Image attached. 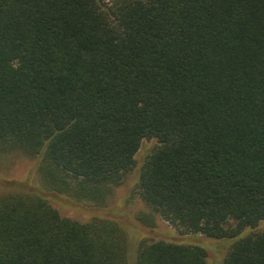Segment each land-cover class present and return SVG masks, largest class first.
<instances>
[{"label": "trees", "instance_id": "16d2710c", "mask_svg": "<svg viewBox=\"0 0 264 264\" xmlns=\"http://www.w3.org/2000/svg\"><path fill=\"white\" fill-rule=\"evenodd\" d=\"M143 139L131 191L148 213L126 222L101 208ZM3 152L34 158L38 184L0 178V264H120L154 217L216 240L255 228L264 0H0ZM54 197L102 212L66 217ZM194 243L139 237L134 264H208ZM222 264H264V230Z\"/></svg>", "mask_w": 264, "mask_h": 264}, {"label": "rangeland", "instance_id": "374dc122", "mask_svg": "<svg viewBox=\"0 0 264 264\" xmlns=\"http://www.w3.org/2000/svg\"><path fill=\"white\" fill-rule=\"evenodd\" d=\"M110 2L111 0H105ZM154 139H143L141 145L137 152L135 153L134 160L135 164L133 169L126 174L123 182L115 187L108 198L103 204L105 211L114 207L113 212L120 215L121 212L124 213L120 218L126 222L131 218H136L141 214L148 213V209L139 199V197L134 194L131 190L134 185L135 179L137 177V169L143 162L147 153L154 146ZM35 159L26 156L20 152H6L0 153V178H12L18 180H30L32 183L38 184V175L36 172ZM53 206L60 212L61 215L71 218H76L80 221L89 218V216L94 214H100L101 209H97L93 205L87 202H81L78 205L68 203L63 198H53ZM132 221V220H131ZM136 233L132 231L130 234L131 247L129 248V254L127 259L120 264H134L135 253L133 244L137 242L139 237L144 238H159L167 237L174 239H185L188 238L190 241H194L207 250V263L208 264H222V259L228 246L240 236L248 233L250 230H264V221L259 222L255 228H245L237 237L226 238V239H209L203 235H180L178 234L166 221L160 219L159 217H154L151 226L142 227L139 224ZM170 233V235H168ZM128 236V235H127ZM200 243V244H199Z\"/></svg>", "mask_w": 264, "mask_h": 264}]
</instances>
